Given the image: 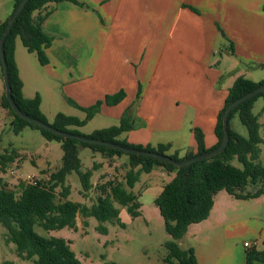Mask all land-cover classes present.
Wrapping results in <instances>:
<instances>
[{
    "label": "crops",
    "instance_id": "obj_1",
    "mask_svg": "<svg viewBox=\"0 0 264 264\" xmlns=\"http://www.w3.org/2000/svg\"><path fill=\"white\" fill-rule=\"evenodd\" d=\"M74 1L52 5V13L43 22V32L52 39L45 50L46 65L16 41L23 95L26 99L41 97V111L49 123L60 113L82 120L85 112L71 102L89 108L124 92L122 102L104 103L93 119L101 117L119 125L128 113L135 128L123 134L122 140L142 147L170 144V151L185 156L188 151L197 152L194 129L202 131L207 149L217 144L218 114L239 77L256 83L264 80V0ZM13 8L14 2L0 7V25ZM0 76V114L11 125L12 117L1 105L5 93L1 68ZM43 84L48 94L42 91ZM36 134L42 138L41 145L52 146L41 133ZM4 151L17 154L15 162L2 171L9 174L20 165L22 156L12 146ZM105 160L94 162L99 165L94 179L108 167ZM61 166L62 162L40 170V175ZM165 176L173 175L156 167L143 179L151 180L147 190L163 183L156 187L155 199L168 183ZM249 201L253 203H245ZM240 202L251 215L244 213ZM263 205L264 195L237 200L221 191L209 218L191 225L179 245L185 250L193 248L198 264H245V243H256L254 247L264 251ZM161 262L167 264L164 258ZM132 264L160 263L144 253Z\"/></svg>",
    "mask_w": 264,
    "mask_h": 264
},
{
    "label": "trees",
    "instance_id": "obj_2",
    "mask_svg": "<svg viewBox=\"0 0 264 264\" xmlns=\"http://www.w3.org/2000/svg\"><path fill=\"white\" fill-rule=\"evenodd\" d=\"M22 1L14 0L12 14L0 25V40L9 20ZM60 1L62 0H28L5 41L4 51L12 97L19 109L25 115L49 124L62 132L131 149L155 152L183 162L218 149L224 138L223 118L227 107L235 100L264 86V80L256 83L243 76L239 77L229 89L225 105L218 114L215 126L217 144L207 149L202 131L194 129L197 152L188 151L182 158L179 157V151L168 154L171 150L170 144L142 147L131 145L126 140H119V137L135 128L134 121L128 113L123 115L119 125L96 130L90 135H83L76 129L84 127L88 121L93 119L104 103L115 106L122 102L125 98L124 92L107 96L104 101H99L89 108H81L71 102L73 106L85 112L84 120L60 113L53 123H49L41 111V97L36 95L33 99H26L23 95V82L19 76L15 50L16 41L20 39L27 51L35 54L42 65L48 63L45 50L51 45L52 39L43 32L42 25L52 13V5ZM0 68L3 75L1 59ZM259 98L264 101V92L240 104L231 112L228 127L229 142L224 152L179 168L157 159L66 139L39 128L20 118L12 109L4 93L1 105L12 117L11 127L15 134H20L27 127L37 130L47 141L60 143L63 151L62 166L52 173L50 178L40 179L36 184L19 181L16 191H11L6 185L0 184V224L6 229V242L16 246V254L20 259L33 261L34 264H83L75 256L69 241L51 236L50 233L66 228L76 229V219L80 215L85 219L95 218L99 222L98 230L107 234L108 229L105 226L107 223L124 226L116 204L126 208L133 219L141 217L142 204L134 188L143 174H149L154 168L161 167L167 174L173 175L172 180L163 187L162 192L154 201L164 221L165 230L170 236V239L163 244L166 249L164 262L167 264H198L194 249H182L179 241L184 238L191 225L202 223L209 218L215 203V196L221 191L227 192L237 200L257 199L264 195V167L258 163L264 139L261 135L262 126L259 117L253 113L255 102ZM236 115L246 127L247 137L231 128V121ZM79 146L90 148L107 159L125 155L129 157L130 169L124 181H108L99 186L96 189L99 195L92 206L69 200L71 186L67 184L68 177L73 173L76 174L81 182L82 193L88 197L94 189L92 179L99 166L95 164L92 169L83 171L79 158ZM16 158L17 154L14 151L0 152V170L4 172L9 164L15 162ZM234 160L238 161L241 168L232 164ZM250 187L251 190H249ZM84 224L87 225V222ZM37 227L48 233V236L39 234L36 231ZM255 262L264 263V251L253 247L246 252L245 264ZM2 264L14 263L6 261ZM103 264L117 263L105 261Z\"/></svg>",
    "mask_w": 264,
    "mask_h": 264
},
{
    "label": "rangeland",
    "instance_id": "obj_3",
    "mask_svg": "<svg viewBox=\"0 0 264 264\" xmlns=\"http://www.w3.org/2000/svg\"><path fill=\"white\" fill-rule=\"evenodd\" d=\"M14 0H0V7L12 5ZM18 43H21L20 39H17ZM23 49H26L21 43ZM26 51V50H25ZM259 77V76H258ZM3 89V81L0 76V90ZM42 91L46 92V87L42 85ZM48 94V91L46 92ZM264 101L259 98L254 105L253 113L259 117L261 124V135L264 139ZM86 118V114H83V119ZM92 120V119H91ZM6 119L0 114V152L9 146L14 147L19 151L22 156L20 165H15L12 173L5 174L0 170V184L6 185L11 191H16L19 181H26L28 176H34L36 179L50 178V169L45 171V174L40 175V170L46 168H52L61 164L63 156L61 144L58 142H52L50 148L41 145L40 132H33L27 128L26 132L15 134L11 125L5 124ZM116 126L113 121L105 120L101 117H96L91 122L88 121L84 127L76 128L83 135L90 134L92 131L101 130L104 128H110ZM232 129L238 134L247 137L248 131L246 127L240 122L238 115L231 121ZM71 129H74L71 127ZM32 131V132H31ZM122 140L121 137L118 138ZM80 148V146H79ZM262 153L258 161L264 167V144L261 146ZM168 154H174V151H169ZM180 154V152H179ZM103 156V155H102ZM95 155L90 148H80L79 158L82 162V169L86 171L93 167L94 162L101 164L102 157ZM184 155H179L182 158ZM102 157V158H101ZM106 159L103 164H107L102 173L99 171L97 176L95 173L94 189L85 197L82 193V186L80 179L76 174H71L68 177V182L71 186V195L69 200L74 202H84L88 206H92L99 195V191L96 190L99 186L108 181H124L126 173L130 169L129 157L127 155L122 157H115L113 159ZM110 164V165H109ZM232 164L238 168L241 165L237 160H234ZM146 174H143L140 181L134 188V192L137 196H141L139 201L143 205L141 208L142 216L133 219L127 212L126 208L117 205L116 207L120 211V220L124 226L117 224L113 225L107 223L108 232L103 234L98 230L99 222L95 218L85 219L78 215L76 221V229H63L61 231L51 232V236L64 238L71 243V248L77 257L83 264H103L105 261L115 262L117 264H132L142 258L144 253L149 254L154 261L161 264L162 259L166 256V249L163 244L165 240H169L170 236L165 230L164 221L160 215L158 207L155 205V194L157 193V186H162L160 181L152 186V189L147 190L150 185L149 179L143 182ZM167 182H170L173 178L165 176ZM251 190V187L249 188ZM239 205H244V213L247 214L248 207L240 202ZM245 203H253L252 201ZM264 207V205H263ZM263 212V211H262ZM249 213V212H248ZM245 214V215H246ZM251 215V213L247 214ZM87 222V225L84 224ZM36 231L43 235L48 236L44 230L36 228ZM263 245V244H261ZM258 249H261L262 246ZM13 262L14 264H34L33 261H27L20 259L16 254V246L12 243L6 242V229L0 224V264L3 262Z\"/></svg>",
    "mask_w": 264,
    "mask_h": 264
},
{
    "label": "water",
    "instance_id": "obj_4",
    "mask_svg": "<svg viewBox=\"0 0 264 264\" xmlns=\"http://www.w3.org/2000/svg\"><path fill=\"white\" fill-rule=\"evenodd\" d=\"M28 2V0H23L21 2V4L19 5V7L17 8L16 12L14 13V15L12 16V18L9 20L7 28L0 40V59H1V64H2V69H3V79H4V86H5V94H6V98L8 100V102L10 103L12 109L15 111V113L22 118L23 120L27 121L30 124L36 125L39 128L48 130L58 136H61L63 138L66 139H74L76 141L82 142V143H87V144H91V145H98V146H104V147H109L115 150H119L128 154H134V155H138V156H144V157H149V158H153V159H157L160 161H164L167 163H171L179 168L182 167H186L189 166L195 162H198L200 160H204V159H208L211 157H214L216 155L221 154L222 152L225 151V149L227 148L228 142H229V133H228V127H229V117L231 112L238 107L240 104L244 103L245 101L255 97L256 95H258L259 93L264 92V86L259 87L258 89L244 95L243 97L235 100L233 103H231L224 114V118H223V130H224V138L222 141L221 146L209 153L197 156L193 159L187 160V161H183V162H179V161H175L174 159H172L170 156L167 155H161L159 153H155V152H150V151H144V150H137V149H131V148H127V147H123L114 143H110V142H106V141H102V140H95V139H91V138H87L84 136H77V135H73L67 132H62L58 129H55L54 127H52L49 124L43 123L39 120L33 119L27 115H25L17 106V104L15 103L13 97H12V91H11V87H10V83H9V77H8V70H7V63H6V56H5V51H4V44L5 41L7 39V37L9 36L12 27L17 19V17L20 15V13L22 12V10L24 9L26 3Z\"/></svg>",
    "mask_w": 264,
    "mask_h": 264
},
{
    "label": "built area",
    "instance_id": "obj_5",
    "mask_svg": "<svg viewBox=\"0 0 264 264\" xmlns=\"http://www.w3.org/2000/svg\"><path fill=\"white\" fill-rule=\"evenodd\" d=\"M39 181V179H36L34 176H28L26 179V182L36 184V182ZM256 245V243H245L244 247L247 249L253 248Z\"/></svg>",
    "mask_w": 264,
    "mask_h": 264
}]
</instances>
